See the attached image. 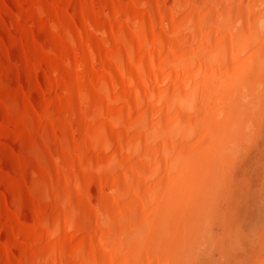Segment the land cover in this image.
I'll list each match as a JSON object with an SVG mask.
<instances>
[{
    "label": "bare ground",
    "instance_id": "obj_1",
    "mask_svg": "<svg viewBox=\"0 0 264 264\" xmlns=\"http://www.w3.org/2000/svg\"><path fill=\"white\" fill-rule=\"evenodd\" d=\"M262 125L264 0H0V264L186 263Z\"/></svg>",
    "mask_w": 264,
    "mask_h": 264
},
{
    "label": "rangeland",
    "instance_id": "obj_2",
    "mask_svg": "<svg viewBox=\"0 0 264 264\" xmlns=\"http://www.w3.org/2000/svg\"><path fill=\"white\" fill-rule=\"evenodd\" d=\"M248 107L249 105H247L246 110ZM251 140L253 143L251 146H247L251 147L248 151V148L246 149L244 146L235 149L237 145H233L229 149L231 154H236L235 158L237 159L234 160V165H230L227 158L224 159L226 156L224 149L222 154L225 156L221 155L220 162H224L225 165L222 164L218 167L217 162H215L214 169L212 168L207 173L210 175V178H207V190L212 195V204L208 207L207 215H211V213L215 215L213 213L217 211L220 219L213 226L214 228L202 229V237L205 236L204 240L191 243L195 249L192 248L189 251V256L187 255L188 258L186 263L183 262L184 264H191L190 262L192 264H264L263 125L257 134V138ZM218 184L223 185V189L220 191L222 194L216 189ZM199 185L203 186L204 182L202 181ZM208 185L212 186L211 189ZM199 192L200 188L197 193ZM200 211H203V208ZM193 220H196V216Z\"/></svg>",
    "mask_w": 264,
    "mask_h": 264
}]
</instances>
